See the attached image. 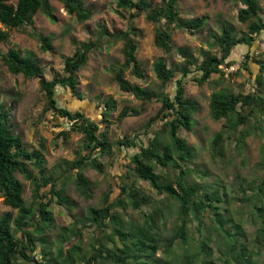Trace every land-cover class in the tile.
Instances as JSON below:
<instances>
[{
	"label": "rangeland",
	"instance_id": "374dc122",
	"mask_svg": "<svg viewBox=\"0 0 264 264\" xmlns=\"http://www.w3.org/2000/svg\"><path fill=\"white\" fill-rule=\"evenodd\" d=\"M150 1L153 4L159 3V0ZM256 1L264 16V0ZM83 2L92 13L91 18L84 23H79L73 16L68 15L57 0H50L55 21L38 13L33 18V25L23 29H6L0 25V29L9 34L8 42L0 44V53H5L8 48L18 51L21 56L35 61L43 69L45 78L52 80L54 76L62 75L64 60L74 53L76 43L96 40L99 27H104L109 33L127 29L128 14L116 7V0H83ZM240 8L239 4L223 0H180L178 11L181 18L185 20L204 18L206 23L195 35L182 30H173L171 38L173 51L170 54H165L155 47L153 24L148 23L143 15L134 19L132 23L140 34L137 40L136 58L145 72V80L134 78L129 71L124 73V79L131 85L157 91L159 82L153 72V64L158 60H164L170 68L181 65L182 60L176 52L177 49L187 50L198 62L205 55L219 56V50L213 46V43L214 37L220 34L221 28L231 27L239 36L247 30V26L237 20V12ZM39 37L50 38L51 50L42 51ZM246 55L249 56L247 69H241ZM229 60L230 66L238 67V71L241 69V74L235 75L237 70L230 72L229 67L221 66L224 72L223 78L217 74L212 75L202 86H197L190 80L195 74L190 75L189 80H186L185 98L196 104V110L192 115L191 131L181 129L179 136L192 149L193 159L190 168L197 174L196 182L202 188L210 191L218 189L224 195L223 200L226 203L221 206L220 213L225 220V230L231 236L228 237L227 233L210 219H205L199 230L195 223L187 226L184 242L174 238L179 225L177 202L157 195L147 183L136 179L128 160L136 150L116 144L125 137L129 139L138 137L137 139L146 145L148 138H152V133L156 131L161 135L162 142H168L166 132L161 131V122L155 123L148 131V135L145 134V123L155 116L160 103L142 102L131 94L121 92L112 80L111 69L123 62L121 42L103 43L99 49L89 55L86 66L77 74V89L83 100H78L62 88L56 87L60 107L81 111L90 121L100 124L101 128L104 126L101 113L106 110L104 103L106 100L113 102V108L106 116L109 122L108 139L112 144V154L110 157H99L103 167L102 173L90 168L83 170L84 177L91 183L90 199L83 198L76 190L73 183L75 170L72 172L67 170V163L74 161L77 153L82 151V135L69 133L67 140L63 141L60 132L68 131L70 123L67 120L57 119L51 112H44L45 98L39 90L38 80L25 79L21 75L13 76L0 63V109L10 112L12 130L21 136L28 149H39L40 145L44 146L43 154L48 172L60 175L57 189H63L75 205L70 213L56 204L50 206L54 223L44 233L50 264L54 258H57L61 248L65 249L71 244L79 246L80 255L90 254L91 247L97 246L95 239L110 250L121 248L119 239L111 236L115 226L109 225L106 229L98 230L84 219L87 218L90 209L101 205L106 193L110 192L111 199L119 195L117 184L131 183L150 196L152 204L142 206L139 211L128 208L117 212L127 225H145L147 221L144 220L143 215L153 210L158 212L154 218L152 234L155 236L157 246L153 259L159 260L160 264H206L209 261L213 264H236L237 254L229 248L238 239L247 246V254L255 264H264V247L257 235L264 222V194L257 190L264 179V133L254 130L246 138L244 146L236 149V136L247 130L251 131L250 126L255 125L249 120L246 125L240 126L235 134H231V138H226L222 144L221 157H213L212 139L226 121L213 120L209 110L212 93L226 91L237 94L248 92L257 86L255 80L260 72L255 61L264 63V32L251 47L243 45L235 47ZM261 76L264 89V73ZM173 89L174 85L171 84L167 93L172 94ZM124 107L137 109L140 115L125 118L118 123L117 115ZM166 173L173 177V172ZM122 177L124 181L118 183ZM193 178L191 176V179ZM18 179L24 187L23 200L29 205L32 202V185L20 175ZM48 190L49 188H43L41 195L46 194ZM5 212H11L13 217L17 216V212L5 206L0 197V216ZM76 227L82 230V238H74L71 244L62 245L59 240L64 239L65 231L74 230ZM201 243L208 245L210 256L206 254L207 251ZM169 245L172 246L170 255L165 254V249ZM37 253L31 255L33 262L28 264H35L34 261L43 263L40 247ZM74 258L78 260L77 256ZM142 261L155 264L147 258H142Z\"/></svg>",
	"mask_w": 264,
	"mask_h": 264
},
{
	"label": "trees",
	"instance_id": "16d2710c",
	"mask_svg": "<svg viewBox=\"0 0 264 264\" xmlns=\"http://www.w3.org/2000/svg\"><path fill=\"white\" fill-rule=\"evenodd\" d=\"M62 4L65 12L73 16L77 22L88 21L92 13L84 6L83 0H57ZM116 7L127 12L129 24L125 31H113L109 33L104 27H99L96 40L76 43L74 53L65 58L62 75H56L52 80H47L43 69L29 58L8 48L5 53H0V63L13 75H21L25 79H37L39 90L45 98L44 112H51L57 119L67 120L70 123L68 131H61L63 141L67 140L69 133L82 135V151L77 153L74 161L67 163L68 171L75 170L73 183L78 193L85 199L91 198V183L84 177L83 170L90 168L102 173V164L99 157H110L112 144L108 139L109 122L106 118L113 108V102L106 100L105 111L101 113L102 123L99 125L90 121L81 111H72L58 105L56 87H60L70 93L72 97L83 100L79 95L77 74L87 64L89 55L99 49L103 43L121 42L123 62L116 64L111 69L112 80L119 90L131 94L142 102L160 103L155 116L145 123V134L157 122H161V131L167 134L168 142L161 141L158 131L152 133L146 145L134 137H127L117 141L118 146L132 148L136 152L128 159L134 177L148 186L159 196L172 199L177 202V216L179 225L174 235L175 239L186 241L187 226L196 224L197 230L203 225L205 219L225 230V220L221 216V206L226 203L223 200L222 192L218 189L212 191L202 188L196 182V172L190 168L193 153L188 143L179 136V131H191L192 115L196 110V104L185 98L184 84L189 76L195 74L190 80L197 86H202L209 81L212 75L224 76L223 69L230 67V56L232 50L243 45L251 47L256 39L264 32V16L256 0H223L239 4L241 8L237 12V20L247 26L242 35L235 33L233 28L224 26L220 34L214 37L213 46L219 50L218 55H205L198 62L185 49H177L182 60L181 65L170 68L164 60H158L153 64V72L159 87L157 91L149 90L131 85L124 79V73L130 74L138 79L145 80V72L136 58L137 40L139 32L133 25V20L144 16V19L155 26L154 45L165 54L173 51L172 31L182 30L190 35H195L204 28V18L185 20L180 17L178 3L180 0H159L153 4L150 0H116ZM42 14L51 21H55L54 9L50 0H0V25L6 29H23L33 25V18L36 14ZM9 39L7 31L0 29V44H6ZM42 51L51 50L49 37H39ZM241 69H247V60ZM228 60V61H227ZM259 66L260 74L256 78V87L243 93H230L217 91L210 95L209 110L213 120L224 119L226 121L222 129L213 137L211 152L213 157H221L222 144L226 138H231L238 128L246 125L249 120L255 125L240 133L235 138V147L244 146L246 138L258 130L264 133V89L262 88V73L264 63L255 61ZM241 69L235 75L241 74ZM174 85L172 94L167 89ZM166 90V92H165ZM140 111L134 108L124 107L117 115L118 123L128 117H138ZM250 124V123H249ZM248 124V125H249ZM44 146L39 149H28L21 138L12 130L10 125V112L0 109V197L3 204L12 211L17 212L13 217L11 212H5L0 216V264H28L33 262L31 255L38 254L41 248V259L43 263L34 261L35 264H50L47 253V240L44 233L53 226L54 218L50 210L51 204L63 207L71 212L75 205L66 196L63 189H57L59 176L55 172L49 173L45 166ZM67 171V172H68ZM173 172L170 177L166 172ZM18 175L29 181L32 185V202L26 205L23 200L24 187L18 179ZM191 176L194 178L191 179ZM67 179V178H66ZM124 178H120L119 182ZM258 187V186H257ZM43 188H49L46 194L41 195ZM119 195L111 199L110 192L104 195L101 205L92 208L85 220L90 226L98 230L106 229L109 225L115 226L111 236L119 239L121 248L110 250L104 247L95 239L96 247H91L89 255H80V248L71 244L74 238H82V230L76 227L74 230H66L63 244L67 248L58 251L57 258L52 264H148L142 261L147 258L154 260L157 251L156 239L152 234L154 229V218L157 211L153 210L144 214L145 225H127L117 210L125 211L130 208L139 211L142 206L152 204L150 196L146 195L135 184H121L116 186ZM259 193L264 194V179L257 188ZM227 233V232H226ZM258 240L264 247V222L259 229ZM227 236L230 237L229 233ZM243 236V235H242ZM244 237V236H243ZM210 256L208 245L201 243ZM231 251H235L238 257L236 264H255L248 253L247 246L240 239L230 245ZM172 246L165 249V254L170 255ZM148 254L149 256H146ZM77 256L78 260L74 257ZM77 260V261H76ZM206 264H213L209 261Z\"/></svg>",
	"mask_w": 264,
	"mask_h": 264
},
{
	"label": "built area",
	"instance_id": "2783aa9c",
	"mask_svg": "<svg viewBox=\"0 0 264 264\" xmlns=\"http://www.w3.org/2000/svg\"><path fill=\"white\" fill-rule=\"evenodd\" d=\"M237 68H238V67L230 66V67H229V71H230V72L236 71Z\"/></svg>",
	"mask_w": 264,
	"mask_h": 264
}]
</instances>
